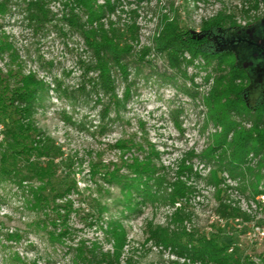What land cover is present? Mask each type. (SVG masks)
Returning <instances> with one entry per match:
<instances>
[{
    "label": "trees",
    "instance_id": "16d2710c",
    "mask_svg": "<svg viewBox=\"0 0 264 264\" xmlns=\"http://www.w3.org/2000/svg\"><path fill=\"white\" fill-rule=\"evenodd\" d=\"M9 1L0 0V15L6 13ZM148 1L131 0L126 5L138 6ZM241 2V13L249 18V13L256 12L264 0ZM22 3L29 20L42 25L54 20L45 0H22ZM60 3L63 6L61 20L74 28L89 53V59L80 65L82 83L78 91L84 93L87 87L98 101L101 97V120L106 118L108 122L99 125L100 133L118 118L128 100V86L121 96L116 91V73L122 81H127L132 56L142 59L146 53L154 51L166 59L167 67L184 76L182 68L192 64L195 58H202L205 64L215 60L219 74L205 77V81L211 78L212 83L203 101L207 108L206 121L217 130L209 135L206 147L192 156L211 164L207 179L216 191H220L219 185L224 181L219 173L225 172L231 179L239 180L240 186H248L253 198L264 196V88L259 89L254 99H249L250 83H264V55L256 54L260 62H248L247 66L232 58L230 49L224 45L246 41L264 53V40L259 34L264 33V13L260 17L253 16V22L245 28L236 23L233 13L219 9L201 20L198 30L162 15L150 37L151 45L137 49L138 27L134 21L119 24L116 15L122 10L119 0H60ZM186 53L189 58L184 57ZM3 54L8 56V63L4 72L0 69V184H11L26 196V207L35 215L28 226L46 233L51 243L63 244L64 238L69 236L67 218L71 202L66 196L72 186L67 184L63 191H54L52 186L58 174L61 148L35 121L36 107L48 86L35 73L24 71L7 36L1 32L0 56ZM255 67L257 69H253ZM233 114L241 120L236 121ZM107 146L118 152L120 164H103L100 168L92 165L89 175L100 174L108 187L118 189L111 204L119 209L120 217L139 213L146 205L172 209L165 225L145 222L146 242L169 248L192 264H242L236 252L220 243L215 235L186 227L189 220L186 205L195 193L190 180L200 177L191 163L180 160L170 177L169 168L160 162L159 152L146 138L120 137ZM132 150L136 153L127 158L126 154ZM251 161H255L254 164ZM48 191L54 194L49 197ZM105 192L109 194V189ZM97 210L101 215L108 210V204H98ZM236 214V208L223 203L217 206L220 217ZM49 227L52 231H48ZM103 232L111 250H103L97 243L85 246L79 241L68 248L72 264H136L131 256L121 258L127 236L120 219L109 218ZM4 235L13 242L22 238L17 230ZM14 257L22 262L17 255ZM258 264H264V255L259 257Z\"/></svg>",
    "mask_w": 264,
    "mask_h": 264
},
{
    "label": "rangeland",
    "instance_id": "374dc122",
    "mask_svg": "<svg viewBox=\"0 0 264 264\" xmlns=\"http://www.w3.org/2000/svg\"><path fill=\"white\" fill-rule=\"evenodd\" d=\"M45 1L54 19L52 22L42 25L29 20L22 0H10L6 13L0 15V33L7 36L24 71L35 73L48 86L36 107L35 121L61 148L58 174L52 187L60 192L67 184L72 186L66 196L71 202L67 218L69 236L64 238L63 244L51 243L46 233L34 231L28 226L35 215L26 207V196L11 184H0V264H72L68 248L79 241L85 246L97 243L103 250H111L103 232L105 222L111 217L120 219L126 231L127 245L122 260L131 256L136 264H192L169 248L145 241V222L165 225L166 217L172 211L170 207L146 205L139 213L122 218L119 209L111 204L118 189L108 187L100 174L89 175L92 165L100 168L103 164H120L118 152L107 146L120 137L146 138L153 143L160 162L169 168L170 177L180 160L191 163L200 177L190 180L195 193L186 205L189 215L186 227L215 235L220 243L229 245L230 250L236 252L242 264H258L259 257L264 255V196L253 198L248 186H240L239 180L231 179L225 172L219 173L224 181L219 185L220 191H216L207 179L211 164L192 156L206 147L209 135L217 130L206 121L207 108L203 101L212 83L211 78L205 81V77L219 74L215 70L216 61L205 64L202 58H195L192 64L182 68L184 76L167 67L166 59L154 51L146 53L142 59L132 56L127 81H122L116 73V91L121 96L124 87L128 86V100L118 118L100 133L99 125L108 122L106 118L101 120V97L98 101L87 87L84 93L78 91L82 83L80 65L89 59V53L74 28L61 20L63 6L60 0ZM119 1L122 4V10L116 14L119 24L134 21L138 27L137 49L151 45L150 37L162 15L198 30L201 20L219 9L233 13L236 23L245 28L253 22V16L260 17L264 13L262 3L256 12L249 13V18L244 17L241 0H149L138 6L126 5L131 0ZM76 13L81 17L80 12ZM259 34L264 40V33ZM224 45L230 49L232 58L246 65L252 61L260 62L256 54L264 55L256 45L246 41ZM184 57L189 58V54ZM7 63L8 56H0L3 72ZM250 85L251 100L260 88H264V83L252 82ZM232 116L236 121L241 120L235 114ZM134 153L136 151L132 150L126 157ZM54 191L47 192L49 197ZM103 203L108 204V210L100 215L98 204ZM219 203L236 208V216H218ZM16 230L22 235L20 241H8L4 234ZM16 255L22 262L15 260Z\"/></svg>",
    "mask_w": 264,
    "mask_h": 264
},
{
    "label": "flooded vegetation",
    "instance_id": "af4514ba",
    "mask_svg": "<svg viewBox=\"0 0 264 264\" xmlns=\"http://www.w3.org/2000/svg\"><path fill=\"white\" fill-rule=\"evenodd\" d=\"M257 40L261 42V40H260V39H257ZM253 69H257V68L255 67V68H253Z\"/></svg>",
    "mask_w": 264,
    "mask_h": 264
}]
</instances>
